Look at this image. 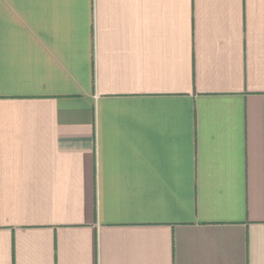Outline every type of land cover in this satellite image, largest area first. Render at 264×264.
Segmentation results:
<instances>
[{
  "label": "crops",
  "instance_id": "0c3cea01",
  "mask_svg": "<svg viewBox=\"0 0 264 264\" xmlns=\"http://www.w3.org/2000/svg\"><path fill=\"white\" fill-rule=\"evenodd\" d=\"M0 264H264V0H0Z\"/></svg>",
  "mask_w": 264,
  "mask_h": 264
}]
</instances>
